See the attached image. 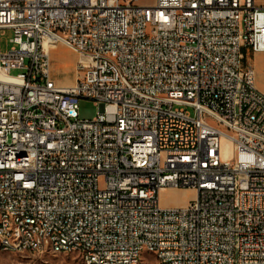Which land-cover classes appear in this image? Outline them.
<instances>
[{
    "label": "built area",
    "instance_id": "built-area-1",
    "mask_svg": "<svg viewBox=\"0 0 264 264\" xmlns=\"http://www.w3.org/2000/svg\"><path fill=\"white\" fill-rule=\"evenodd\" d=\"M262 1L0 0V32H12L0 53L7 253L140 264L155 249L156 264H264V94L245 56L264 53ZM57 44L78 55L69 88L50 76ZM79 99L99 108L91 121L78 119ZM171 188L194 198L161 208ZM17 222L34 230L12 232ZM35 223L64 240L34 253Z\"/></svg>",
    "mask_w": 264,
    "mask_h": 264
},
{
    "label": "rangeland",
    "instance_id": "rangeland-1",
    "mask_svg": "<svg viewBox=\"0 0 264 264\" xmlns=\"http://www.w3.org/2000/svg\"><path fill=\"white\" fill-rule=\"evenodd\" d=\"M264 4V0L261 2ZM136 5L141 7H153L155 0H136ZM12 32L3 30L0 32V52L5 53L12 47L10 39ZM57 44L50 51V76L58 87L69 88L75 84L77 75L75 73V64L78 60V55L70 49ZM72 53V54H71ZM246 60L253 66L255 71V85L257 88L264 91V57H259L251 62V54L245 55ZM18 71H11L10 75L15 76ZM78 119L82 121H91L94 119L99 108L96 104L87 99L78 100ZM193 116L192 110H189ZM194 198V194L184 192L182 189H165L158 196L159 205L161 208H180L184 207L185 201L190 202ZM0 264H83L80 256L75 253L52 254L49 252L43 254H14L0 253ZM140 264H156L155 259L151 255L145 254L142 257Z\"/></svg>",
    "mask_w": 264,
    "mask_h": 264
},
{
    "label": "bare ground",
    "instance_id": "bare-ground-1",
    "mask_svg": "<svg viewBox=\"0 0 264 264\" xmlns=\"http://www.w3.org/2000/svg\"><path fill=\"white\" fill-rule=\"evenodd\" d=\"M9 89H16V82H9ZM36 108H44V101H36ZM56 124H66V116L62 115V109H54ZM15 221H24V214H15ZM34 230V222H17L12 224V232ZM35 230L40 231V235H34L32 240V249L34 253H43L44 246H53L54 241H63L64 232L49 231L44 223H35ZM47 236V238H43ZM12 243H19V236H12ZM12 244L0 242V253L11 252ZM59 254V253H52ZM145 254L151 255L155 260H161V253L155 249H145ZM83 264H87L82 260Z\"/></svg>",
    "mask_w": 264,
    "mask_h": 264
},
{
    "label": "crops",
    "instance_id": "crops-1",
    "mask_svg": "<svg viewBox=\"0 0 264 264\" xmlns=\"http://www.w3.org/2000/svg\"><path fill=\"white\" fill-rule=\"evenodd\" d=\"M67 51H68V49H67ZM68 52H70V51H68ZM0 53H1V52H0ZM71 54H72V53H71ZM249 54H250V53L245 52V55H249ZM259 57H264V53H258V54L251 55L250 60H251V62H254L255 59H258ZM256 88H257V87H256ZM257 89H258L259 92H261L262 94H264V91H263V90H261V89H259V88H257ZM184 192H190V193L195 194L194 191H192V190H184ZM187 203H188V202L185 201L183 204L186 205Z\"/></svg>",
    "mask_w": 264,
    "mask_h": 264
}]
</instances>
